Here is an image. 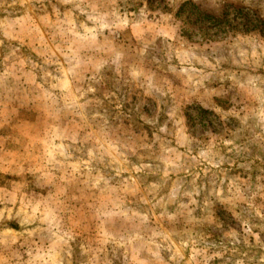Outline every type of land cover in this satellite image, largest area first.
<instances>
[{
	"label": "rangeland",
	"instance_id": "374dc122",
	"mask_svg": "<svg viewBox=\"0 0 264 264\" xmlns=\"http://www.w3.org/2000/svg\"><path fill=\"white\" fill-rule=\"evenodd\" d=\"M0 264H264V0H0Z\"/></svg>",
	"mask_w": 264,
	"mask_h": 264
},
{
	"label": "trees",
	"instance_id": "16d2710c",
	"mask_svg": "<svg viewBox=\"0 0 264 264\" xmlns=\"http://www.w3.org/2000/svg\"><path fill=\"white\" fill-rule=\"evenodd\" d=\"M186 7H189V9H191L195 15H200L201 13L198 11V7L196 4L190 2V1H187V2H184L181 4L180 8H179V11H185V8ZM203 15V14H201ZM208 17V16H207Z\"/></svg>",
	"mask_w": 264,
	"mask_h": 264
}]
</instances>
